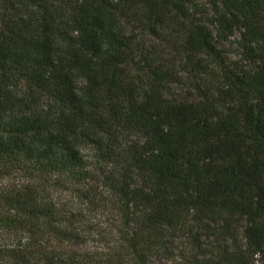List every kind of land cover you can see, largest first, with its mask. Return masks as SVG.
I'll list each match as a JSON object with an SVG mask.
<instances>
[{"label":"trees","instance_id":"1","mask_svg":"<svg viewBox=\"0 0 264 264\" xmlns=\"http://www.w3.org/2000/svg\"><path fill=\"white\" fill-rule=\"evenodd\" d=\"M0 181V264H264V0H0Z\"/></svg>","mask_w":264,"mask_h":264},{"label":"rangeland","instance_id":"2","mask_svg":"<svg viewBox=\"0 0 264 264\" xmlns=\"http://www.w3.org/2000/svg\"><path fill=\"white\" fill-rule=\"evenodd\" d=\"M224 46L229 49L233 60L239 59L240 49L238 48L236 43L226 42ZM85 152L93 151L90 149H85ZM60 198H62V201H66L70 198V195L62 194ZM77 205L82 209H85L86 207L84 206V204ZM83 220V228H85L88 232V249L93 250L99 248L101 246V236H96V232L103 231L102 233H105L109 231V225L106 217L102 216L100 213L87 212ZM194 250L192 249L190 242H186L184 245L181 243L177 248H174L173 255H168L165 257H154L151 259L149 264H188V260L195 255L196 251Z\"/></svg>","mask_w":264,"mask_h":264}]
</instances>
